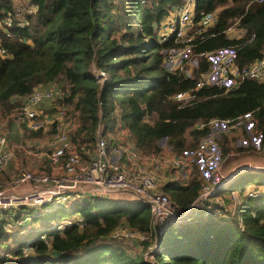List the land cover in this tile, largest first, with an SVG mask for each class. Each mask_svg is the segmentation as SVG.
Wrapping results in <instances>:
<instances>
[{
    "label": "trees",
    "instance_id": "trees-1",
    "mask_svg": "<svg viewBox=\"0 0 264 264\" xmlns=\"http://www.w3.org/2000/svg\"><path fill=\"white\" fill-rule=\"evenodd\" d=\"M20 1L25 23L14 18L8 25L9 33L0 29V44L9 51L0 54L3 113L23 102L15 95L56 80L62 91L58 101L69 104L76 121L70 134L75 143L93 144L98 127L108 132L121 123L143 153H157L164 145L183 153L193 150L199 139L211 132V119H231L249 111L259 129V145L264 148V78L246 77L228 90L217 83L195 87L197 74L211 64L199 51L232 45L239 64L263 53L264 0H195V19L202 10L214 8H218V17L191 41L189 53L197 54L192 75L185 74L183 67L169 69L164 65L166 49L178 47L181 41L173 35L160 40L157 35L160 20L181 0ZM29 3L34 4L33 11L25 9ZM16 4V0H0V19L14 11ZM237 15L246 31L230 37L224 29ZM100 70L105 74L100 75ZM185 88L192 89V98L173 96ZM22 127V141L40 135L24 123ZM231 147L251 148L247 143L225 146L224 151ZM202 181L195 160L186 184L167 181L162 188L185 208ZM247 181L255 182L254 191L245 187ZM234 190L238 199L232 194ZM219 195L223 201L215 196L209 200L214 211L177 226L167 225L152 259L143 256L145 242L138 250L107 240L110 231L123 221L149 231L151 216L146 202L94 197L58 205L45 214L46 221L78 214L84 224L74 221L62 228L48 227L27 241L37 253L33 264H264V171H242ZM4 223L0 217V264L6 263L5 253L18 257L22 253L21 247L13 249L17 235ZM84 240L89 243L86 251L76 253ZM62 253L69 256H54Z\"/></svg>",
    "mask_w": 264,
    "mask_h": 264
},
{
    "label": "built area",
    "instance_id": "built-area-1",
    "mask_svg": "<svg viewBox=\"0 0 264 264\" xmlns=\"http://www.w3.org/2000/svg\"><path fill=\"white\" fill-rule=\"evenodd\" d=\"M15 7L14 11L6 12L0 19V29L6 33H9L8 25L14 18L20 24L26 21L22 15L23 4L17 2ZM25 9L33 11L35 6L29 3ZM194 16L195 0H181L169 9L157 27L160 40L173 35L181 41L178 47L166 49L167 68L183 67L188 75L193 74L197 54L193 55L194 61L190 66L183 64L181 59L190 60L185 56L190 55V44L195 33L205 30L215 22L218 8L202 10L197 19ZM224 30L230 37H239L245 33L246 28L240 25V15H237ZM8 53L9 51L0 44V54ZM198 54L207 56L211 64L197 74L195 87L205 83H217L228 90L237 86L243 78H264V50L260 56L243 64L237 63L236 50L232 45L203 49ZM98 73L104 75L105 71L100 70ZM61 96L60 83L51 80L27 92L25 100L18 106L27 128L47 133L49 152L44 155L41 152L36 153L38 157H45L47 164L29 169L9 166V161L14 157V146L10 143L6 118L13 114V110L6 113L5 117H0V217L6 220L4 225L8 224L10 215L15 214V210L24 207L47 203L60 205L79 198L90 200L94 197H116L126 193L131 195L133 200L149 205L150 230L144 232L123 221L114 227L110 234L113 238H116L117 234L135 239L142 245L145 242L146 252L143 256L152 259L153 250L158 246L159 237L166 226H177L201 215H207L214 205L209 202L210 197L226 187L233 173L245 170L264 171V163L244 162L238 171L231 174L223 172L222 156L218 153L217 143L219 130L202 136L193 150L183 153L162 150L154 154L143 153L133 144L128 129L123 125L110 132L109 137L113 139L110 146H107L101 127L97 129L93 144L75 143L70 134L76 127V121L69 112V104L58 101ZM173 96L189 100L194 96V92L191 88H185L176 91ZM48 99L53 104V110H46L43 106V102ZM250 114L247 111L235 118L221 119L223 130L228 132L240 128ZM215 119H211V122ZM195 160L201 166L203 181L197 195L183 208L162 186L167 181L186 184L191 177ZM170 170L175 171V174L169 172ZM167 172L169 173L165 177ZM216 211L218 212V209ZM174 217H177L176 220L170 221ZM76 222L81 226L84 224L82 219ZM27 253L23 250L22 257L26 258Z\"/></svg>",
    "mask_w": 264,
    "mask_h": 264
},
{
    "label": "rangeland",
    "instance_id": "rangeland-1",
    "mask_svg": "<svg viewBox=\"0 0 264 264\" xmlns=\"http://www.w3.org/2000/svg\"><path fill=\"white\" fill-rule=\"evenodd\" d=\"M165 56L166 55H164V65H166V67H167V62H166ZM185 57L190 58V60L185 59V61H184L182 58L181 61L183 62V64L185 63L186 66H190L192 64V61H194V57L191 55H189V57H188V55ZM18 106H19V104L15 105L13 108V112H12L13 114L8 115L6 118V124L10 130V139H11L10 143L14 146V157L11 159L10 162H16L18 169L34 168V167H37V162L34 163L35 161H34L32 156L36 157V153H38V152H41L43 155L45 153L49 152V150H50V145L48 143L49 139L47 138V133H45L44 131H40V135H38L34 138L33 137L28 138L29 140L22 141V136H23L22 123H24L25 125H26V123L21 118L22 116H20L21 113H20V108H18ZM48 109L53 110L54 108H48ZM1 116L5 117L6 113H3L0 109V117ZM251 119H252L251 123L247 122V124H249V126L251 128V130H248V133L250 134L249 135L250 138L247 141V143L251 146V148H249L250 150L248 149L247 152L245 153L247 156H244L242 159H240V158L239 159L240 160H247V162L251 161V162H256V163H264V148H262L259 145V141H258L259 140V129L256 126L255 122H253V118H251ZM247 121H248V119H247ZM53 128H55V126H53ZM255 130H257V131L255 132ZM110 132L111 131L104 132V138L106 139L107 146H110V144H112V142H113V139L109 137ZM211 132H212V129H211ZM124 135H126V134L124 133ZM217 143H218V153L220 155L221 154L220 148H219L220 143L218 141H217ZM242 143H244V142H242ZM162 151L163 152H172L166 145H164V148L162 149ZM23 152L25 154H23ZM221 156H222V154H221ZM221 160L223 163L222 167H225L226 169H228L229 165H228V163H227V165H225L224 156H223V158H221ZM41 162H43V164H47V160L45 159V157H44V161L41 160ZM10 166H12V168H15V164H12ZM48 166L49 165H47V167ZM200 171H202L201 166H200ZM169 172L175 174V171L172 172V170H170ZM169 172L166 173L165 177L168 175ZM5 178H7V175H5ZM212 178H215V177H212ZM255 185L256 184L254 181H247L245 183V187L247 189L251 188V189H248L251 191L255 190V187H254ZM251 191H249V192H251ZM246 192H248V191H246ZM232 194L235 197V199H238L239 193L237 190H234L232 192ZM212 196H215L216 199L220 200V202L223 201V197H222V195H219V192L215 193ZM111 198H116V197H111ZM118 198L120 200L119 199H116V200L124 201V200H121L120 197H118ZM79 199H81V198H79ZM128 200H131V199H128ZM70 201H72V200H70ZM70 201L65 202L64 204H68ZM58 205L59 204H57V203H53V204L47 203V204H41V205L36 206V207H24V208L15 210V214H13L12 216L10 215V221L8 222V224H6L4 226H5V228H7V230L9 232L16 233L18 242L13 247V249L14 248L17 249V248L21 247L22 253L20 254L19 257H18V254H16V253H12V252H8L7 254L5 253L4 255H6L5 257L7 258L5 260L6 261L5 264H24L25 262L33 264V262L37 258V253L35 252L34 247L28 243L29 240L38 236L40 233L46 232L45 230L48 227L57 226L58 228H62L65 226L66 223H69V222L72 223L74 221H78V220L82 219L81 215L73 214L72 217L61 219L60 221H53V220H47L46 221L45 217H48V216H45V214L48 211H50V209L55 208ZM60 205H62V204H60ZM211 209L213 210V207H211ZM19 210H21V211H19ZM225 216L228 217V215H225ZM175 218H177V217L170 219V221L176 220ZM4 221L6 223V220H4ZM124 222L127 223L126 221H124ZM41 236L43 238H45L44 234H42ZM107 240H111V242L122 245L126 248H129V249L132 248V249H138L139 250V249L143 248L142 243L138 242L137 240L132 239V238L131 239L124 238V237L119 236L117 234H116V238H113L112 235L109 234V237H107ZM83 242L84 243H82L78 246L79 249H84V248H87L89 246L88 245L89 243L87 240H84ZM23 250H26L28 252L26 258L22 257ZM48 255L53 256L52 253H49ZM43 256L46 258L48 257L46 254ZM54 256H57L59 258H63L66 255H63V254H56L55 255L54 254ZM13 260H15V261H13ZM24 260H27V261L23 262Z\"/></svg>",
    "mask_w": 264,
    "mask_h": 264
},
{
    "label": "crops",
    "instance_id": "crops-1",
    "mask_svg": "<svg viewBox=\"0 0 264 264\" xmlns=\"http://www.w3.org/2000/svg\"><path fill=\"white\" fill-rule=\"evenodd\" d=\"M16 2H21V1L20 0L19 1L16 0ZM47 83H49V82H47ZM47 83H45V84H47ZM17 97H19L23 101L26 98V94H23V95H15V98H17ZM43 106H45V109L46 110H48V108H53L52 107L53 104L51 103V100H49V99L43 102ZM251 118H253L252 114H250L247 118L244 119L243 124H242V126L240 128H237L235 130L228 131V132H226V131L223 130V125H222L221 119H215L214 122H211L210 121V125H211V128H212V132L215 133V132H217V130H219V136L217 138V141L220 143V146H219L220 152L222 154V158L224 156L225 165H227V163L229 165V168L228 169H226L225 167H222L223 168L222 171L225 172V173H227V174H231V173H233L235 171H238L239 167H241V165L243 164V162H247V160H240V159H242L244 156H247L245 153L247 152L248 149L247 150H236L233 147H231V149H229L227 151H224V147L225 146H231V145L234 146V145H239V144H242V145H244V144L246 145L247 144V141L249 140L250 137H247L246 136L245 129H246L247 133H248V130H251L249 124H247V122H249V123L252 122V119ZM247 119H248V121H247ZM121 127H123V126H122L121 123H119L115 129H119ZM256 131L257 130H255V132ZM223 134L226 136V138H224V139H223ZM242 142H244V143H242ZM23 154H25V153L23 152ZM32 157H33V159L35 161L34 163L37 162V165L43 164V162H41V160L44 161V157H42V158L41 157H38V156H36V157L35 156H32ZM10 161H9V166L12 165V164H15V168L18 169L16 162H10ZM249 162L250 163H253V164L256 163V162H251V161H249ZM239 173H241V172L238 171L237 173H233L231 175L229 181H227V183H226L225 186L227 187L228 184L232 180H235ZM2 177H4V176H2ZM0 179H1V177H0ZM120 195L121 196H116V198H114V199H119L118 197H120L121 200H126L127 198L133 200L132 196L129 195V194L124 193V194H120ZM84 251H86V249L78 250V251H76V253H80V252L83 253ZM62 254L63 255H66L65 257H68L69 256V254H67V253H62Z\"/></svg>",
    "mask_w": 264,
    "mask_h": 264
}]
</instances>
